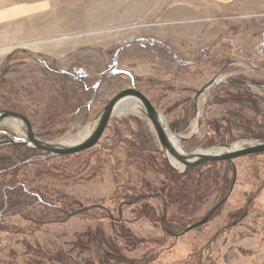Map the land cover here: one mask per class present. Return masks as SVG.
I'll return each instance as SVG.
<instances>
[{"label":"rangeland","instance_id":"obj_1","mask_svg":"<svg viewBox=\"0 0 264 264\" xmlns=\"http://www.w3.org/2000/svg\"><path fill=\"white\" fill-rule=\"evenodd\" d=\"M212 42L206 61L186 63ZM238 48L254 57L244 58ZM261 64L264 0H0V109L27 114L39 139L47 142H58L95 123L108 100L131 86L134 76L168 83L169 89L162 94L160 89L149 94L138 87L152 100V93L162 95L157 108L173 132L186 135L180 142L185 150L200 152L260 140L252 139L253 133L242 122L264 123ZM218 75L226 80L198 95ZM198 99L201 125L191 133ZM162 109L170 111V116ZM170 119L178 123V130L171 128ZM26 135L19 122L0 126V141ZM208 139L213 142L207 146ZM13 145H1L0 156L16 157ZM30 154L53 155L39 149ZM159 154L144 114H113L95 146L62 154L70 155L62 162L77 171L66 190L109 199L116 191L141 185L143 179L160 184L167 176ZM253 161L263 167L262 172L264 156L237 159V187L221 215L206 221L204 215L214 200L205 198L193 213L199 227L166 240L161 228L150 221L132 223L131 231L143 242L128 246L126 256L137 259V264H197L195 254L201 251L200 264H264V177L258 182L252 178ZM199 171L200 184L195 185L201 193L212 185L214 168L204 164ZM249 195L255 200L251 211L228 229L229 212L242 207ZM9 221L26 222L19 215ZM102 222L106 234L114 235L110 219ZM98 223L94 218L72 216L44 224L35 232L32 251L24 244V235L0 231V259L15 254L21 264H27L38 248L43 252L62 248L80 264L95 262L96 248L80 249L74 242L87 225ZM47 264L66 263L53 259Z\"/></svg>","mask_w":264,"mask_h":264},{"label":"trees","instance_id":"obj_2","mask_svg":"<svg viewBox=\"0 0 264 264\" xmlns=\"http://www.w3.org/2000/svg\"><path fill=\"white\" fill-rule=\"evenodd\" d=\"M213 45L214 42L199 49L196 58L186 63L194 65L206 61L205 57L208 56V51ZM238 54L246 59L254 57L253 53L240 48ZM261 66L264 67V64ZM57 69L67 73L61 68ZM133 82L147 90L149 94L151 89H160L161 94L169 89L168 83L154 78L134 76ZM161 94L152 93L158 108H160L158 99H161ZM179 103L180 101L176 102L173 107L175 108ZM162 110L167 117L170 116V111ZM242 123L253 133L250 136L252 139L264 140V130H260L261 128L257 130L259 126L264 127V123H255L254 119H243ZM253 123L258 127L255 128ZM169 124L172 129L178 130V123L170 119ZM226 127L229 129L230 126L227 124ZM212 142V139H208L205 144L208 146ZM12 147L15 148L16 157L0 156V231L24 235L23 242L32 251L30 247L32 241L36 240L35 232L44 224L63 222L72 216H80L84 220L94 218L100 223L95 226L87 225L85 232L81 234L83 236L79 235L74 242L77 248L88 250L93 246L98 251L95 262L86 260L83 264H137V259L128 258L125 251L128 246L135 247L143 242L131 231L130 224L138 221L148 220L160 227L165 236L164 240L196 230L200 223L199 219L194 218L193 213L203 199L213 196L214 200L204 215L206 221L222 214L224 205L237 187L238 179L235 176L239 170L237 159L264 156V153H254L232 160L208 161L191 167L183 173H177L159 154L167 176L165 181L155 184L143 179L141 185L116 191L113 198L111 196L106 199L86 197L66 190L67 181L77 172L71 171L67 164L62 162L70 155L33 156L35 154L30 153L37 149L25 150L20 144ZM28 158L30 159L27 160ZM204 164L212 166L214 174L212 178L210 177L212 185L199 193L195 182L200 184V181L196 178V174L201 173L199 169ZM250 167L252 178L257 182L260 181L264 177V170L260 171L263 167L256 161H253ZM253 201L255 200L252 195H249L242 207L229 212L228 229L233 228L247 216L252 209ZM127 214L129 218H124L125 215L128 216ZM168 214L171 216L169 217ZM15 215H19L26 222L22 225L10 222L9 220ZM106 217L110 219L114 235H107L102 227V221ZM43 251L42 248L33 251L32 256L27 259V264H47L53 259L60 263L80 264L62 248ZM195 255L197 264H200L202 252L196 251ZM0 264L21 263L13 254L8 258L0 259Z\"/></svg>","mask_w":264,"mask_h":264},{"label":"water","instance_id":"obj_3","mask_svg":"<svg viewBox=\"0 0 264 264\" xmlns=\"http://www.w3.org/2000/svg\"><path fill=\"white\" fill-rule=\"evenodd\" d=\"M213 82L214 78L198 90V95L204 93L206 88L212 85ZM132 95L139 97L144 103V115L148 118L154 131L160 153L167 159L168 163L180 173L190 167L207 161L232 160L248 154L264 153V140H253L249 144L234 149L229 148L228 150L220 152H195L179 149L163 130L161 111L157 108L152 98L144 90L136 86L135 83L120 89L112 96L98 115L97 121L91 132L83 140L70 144L45 142L39 139L35 130V125L27 114L11 109H0V126L8 122H19L24 125L23 128L27 134L26 137H11L10 139L1 140L0 146L4 144H22L33 146L53 155L71 154L87 150L95 146L102 138L117 104L122 99ZM197 124L198 127L201 125L199 114H197ZM230 146L231 145H226V147ZM172 160L181 164L182 168L180 169L174 166L171 162Z\"/></svg>","mask_w":264,"mask_h":264},{"label":"bare ground","instance_id":"obj_4","mask_svg":"<svg viewBox=\"0 0 264 264\" xmlns=\"http://www.w3.org/2000/svg\"><path fill=\"white\" fill-rule=\"evenodd\" d=\"M224 80H226V78H224L223 75H218V76L214 77V82L212 83V85L207 87L204 92H208L214 85H216L219 82H222ZM200 103H201L200 99H198L197 114H199V115H200V110H201L200 109V105H201ZM144 110H145V106H144L143 101L139 97L132 95V96H128V97L122 99L117 104V106L115 107V110H114V114H117V115H123V114H127V113L132 114L133 111L136 112L137 114H144ZM161 118H162V127H163L164 132L167 134V136H169V138L173 141V143H175V145L179 149H181L183 151H187L180 145L181 139L184 138L186 135L173 132L170 129V127L167 123V120L165 119V117L162 114H161ZM94 124L95 123L87 126L84 130L80 131L79 133H77L75 135L60 139V141H58V142L64 143V144L79 142V141L83 140L91 132ZM21 125L24 126L23 124H21ZM198 130H199V128H198L197 119H196V121L192 125L191 133H196V132H198ZM240 146H242V144L236 142V143L231 144L230 147L219 145L217 147H212V148H209L206 150L200 149L201 150L200 152H220V151L228 150L229 148H231V149L238 148ZM171 162L177 168H180V169L182 168V165L179 164L178 162L173 161V160Z\"/></svg>","mask_w":264,"mask_h":264}]
</instances>
